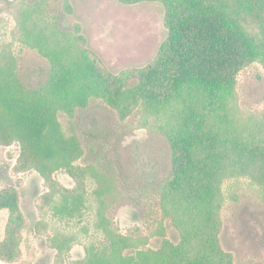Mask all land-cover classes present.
I'll return each mask as SVG.
<instances>
[{
    "label": "trees",
    "instance_id": "trees-1",
    "mask_svg": "<svg viewBox=\"0 0 264 264\" xmlns=\"http://www.w3.org/2000/svg\"><path fill=\"white\" fill-rule=\"evenodd\" d=\"M0 1L14 16L13 35L49 62L45 82L28 88L16 72L10 44L0 40V146L17 143V165L35 170L50 186L57 170L79 182V192L60 187L58 213L72 215L83 205L81 185L90 169L75 164L82 148L63 132L59 111L71 114L100 95L115 101L148 91L143 96L159 122L155 132L170 145L172 167L160 184L159 204L179 241L164 238L157 249L135 246V238L110 228L99 202L94 226L105 237L106 250L87 249L75 264H234L219 244L222 183L247 177L264 194V116H234L233 106L228 116L226 99L234 95L236 75L248 63L264 67V0H169L170 35L160 49L158 69H152L158 72L141 79L134 92L125 82L124 92L119 78L110 84L72 31L37 22L39 4ZM18 201L16 192H0V210L8 211L0 240V259L6 262L21 256L24 241ZM56 233L51 238L55 264H64L70 244ZM131 246L134 250L125 254Z\"/></svg>",
    "mask_w": 264,
    "mask_h": 264
},
{
    "label": "rangeland",
    "instance_id": "rangeland-1",
    "mask_svg": "<svg viewBox=\"0 0 264 264\" xmlns=\"http://www.w3.org/2000/svg\"><path fill=\"white\" fill-rule=\"evenodd\" d=\"M19 3V0L9 2ZM39 4L33 18L41 24L72 31L99 72L119 78L134 89L140 80L155 75L161 47L170 35L169 0H25ZM0 1V40L11 46L16 72L28 88L43 84L49 62L36 49L13 35L15 19ZM149 77V78H150ZM150 84V83H149ZM152 86V85H151ZM134 92V91H133ZM142 93V95L140 94ZM144 93L91 98L71 114L59 111L58 121L67 136L78 139L82 154L75 164L88 167L81 190L84 203L72 215L58 213L61 188L79 192V182L64 170L53 172L50 182L35 170L17 165L18 145L0 146V192H16L25 220L21 256L0 264H55V233L65 236L70 249L64 264L83 259L87 249L106 250L105 237L94 226L97 204L116 234L132 236L135 246L159 248L164 238L179 241L170 219L163 217L159 187L171 171V149L166 136L155 132L159 122L150 113ZM264 116V67L253 61L236 75L234 95L226 99L227 114ZM56 183V184H55ZM61 187V188H60ZM220 209L219 244L234 264H264V194L247 177L225 179ZM76 192H74L75 194ZM57 209V210H56ZM7 209L0 210V240ZM57 234V233H56ZM134 247L123 252L130 254Z\"/></svg>",
    "mask_w": 264,
    "mask_h": 264
}]
</instances>
